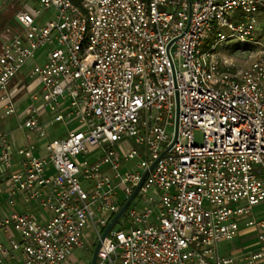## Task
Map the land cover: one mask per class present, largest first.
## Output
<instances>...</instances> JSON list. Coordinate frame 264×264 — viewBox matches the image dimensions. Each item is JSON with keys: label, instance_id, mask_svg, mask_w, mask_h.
I'll list each match as a JSON object with an SVG mask.
<instances>
[{"label": "built area", "instance_id": "obj_1", "mask_svg": "<svg viewBox=\"0 0 264 264\" xmlns=\"http://www.w3.org/2000/svg\"><path fill=\"white\" fill-rule=\"evenodd\" d=\"M12 6L14 24L0 32L3 115L15 113L12 82L34 61L39 89L18 130L38 141L46 124L68 130L42 155L0 132L7 206L21 197L43 211L2 218L0 231L17 237L0 242V264H67L153 163L95 264H264V217L252 215L264 203V0ZM242 230L254 234L251 248L214 250Z\"/></svg>", "mask_w": 264, "mask_h": 264}, {"label": "crops", "instance_id": "obj_2", "mask_svg": "<svg viewBox=\"0 0 264 264\" xmlns=\"http://www.w3.org/2000/svg\"><path fill=\"white\" fill-rule=\"evenodd\" d=\"M7 23L8 24H6V25H13L14 24L13 15L11 16V18L8 20ZM30 67H31L30 65H26V68L23 70V72L21 74L17 75L16 78L12 82L13 84H15V87L17 88L16 92L14 93V95H15L14 104H15L16 109H15V113L13 114V115H16L17 120H21L22 112L31 102V96L35 93H38V89H39V80L37 78H29L28 77V71H29ZM32 82H34L35 87L33 90H30V84H32ZM27 100H29L28 103H26ZM39 104H40L39 101L35 102V105H39ZM18 108H20V113L17 115L16 110ZM6 117L7 116L3 115L2 106L0 104V132L7 134V137L12 142L13 149H16L18 147L25 146V145L29 144V145H33L35 147L36 155H42L43 154L42 145L40 147H38L36 145V142L39 143L40 141L36 140V138H34V136L31 134H29V136L27 138H23L22 137L23 134L18 130V127H17V131H18L17 133L18 134L15 135L11 130L8 129V127L6 125ZM26 134H28V132ZM13 160H14V162H17L18 158L16 156H14ZM6 197H7V192H6L5 173L0 172V222H1L2 218L10 210H14L18 213L31 212L35 215L43 214V211L41 209H39L38 207H36V205L34 203L25 202L21 197H18L15 201L14 206L10 208L7 206ZM6 231L7 232L0 231V242L2 244H4V246L7 247L8 244H7V240H6V235L11 234L13 236V238H16L17 235L14 232V230L12 229V227H10V226L8 227V229ZM237 237H238L237 241L239 242L238 244L239 245L241 244V245L240 246L237 245L239 248V250L237 252H236L235 248H232L231 249V251H232L231 255H238L241 252L251 248L255 243L254 239H253V241L251 240V238H254V234L250 233L248 231L242 230L240 235Z\"/></svg>", "mask_w": 264, "mask_h": 264}, {"label": "rangeland", "instance_id": "obj_3", "mask_svg": "<svg viewBox=\"0 0 264 264\" xmlns=\"http://www.w3.org/2000/svg\"><path fill=\"white\" fill-rule=\"evenodd\" d=\"M13 0H0V32L3 30V28L8 24V20L11 18V16L14 14V6H12ZM161 9H167L166 7H160ZM259 36L262 40H264V21L259 27ZM229 45L231 43H228ZM43 52L45 49L42 50ZM41 52V51H40ZM41 53L36 54V61L41 64L42 58L40 56ZM245 55H240L238 59V65L239 67H244L247 64V61L245 59ZM34 61H29L27 65L32 66ZM35 87L34 82L30 84V90H33ZM27 97V96H26ZM29 100L26 101L28 103ZM17 115L20 113V108L16 110ZM21 120H17L16 115H10L6 117V125L9 130H11L15 135H17V127L19 126ZM45 135L43 137V140L39 143L36 142V145L40 147L42 145L43 154L46 152V145L51 142L54 139L60 138L64 136L68 130V127L63 122L54 123V124H46L45 128ZM194 141L196 144L200 142V132L196 131L194 132ZM145 160L148 158L145 157ZM255 218H263L264 217V203L259 204L258 206H255L253 209V214ZM124 221V216L119 218L117 225L115 228L118 227V224H121ZM244 227L241 226V229ZM238 237L235 239L228 241V240H222L218 242L214 250L218 251V254L222 257L229 256L232 254L231 249L235 248L236 252L239 250L238 246H240L237 241ZM256 241V238H251V240ZM97 240L94 238V235L90 234L86 239H84V246L82 248H76L71 252L70 258L67 261V264H90L92 252L94 249V246L96 245ZM238 245V246H237ZM235 252V253H236Z\"/></svg>", "mask_w": 264, "mask_h": 264}, {"label": "water", "instance_id": "obj_4", "mask_svg": "<svg viewBox=\"0 0 264 264\" xmlns=\"http://www.w3.org/2000/svg\"><path fill=\"white\" fill-rule=\"evenodd\" d=\"M176 102H177V96H176ZM154 163L150 165L149 170L152 169ZM149 170H147L143 176L142 179L140 181V183L136 186V188L134 189V191L132 192V194L130 195V197L124 202V204L121 206V208L119 209V211L111 218V220L108 222V224L106 225V227L103 229L100 237L98 238L96 245L94 246L93 252H92V257H91V261L90 264H95L96 262V258H97V254L98 251L102 245V242L104 241V239L107 236V233L109 232V230L111 229V227L113 226V224L115 223V221L121 216V214L125 211L126 207L128 206V204L130 203V201L132 200V198L134 197V195L136 194V192L138 191L141 183L143 182L145 176L148 174Z\"/></svg>", "mask_w": 264, "mask_h": 264}]
</instances>
